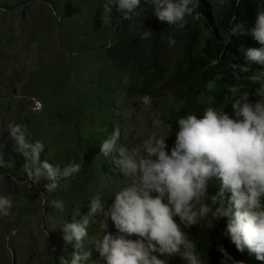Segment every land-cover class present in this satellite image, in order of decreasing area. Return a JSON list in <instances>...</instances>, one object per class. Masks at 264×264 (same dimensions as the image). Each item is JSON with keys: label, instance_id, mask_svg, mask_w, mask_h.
Masks as SVG:
<instances>
[{"label": "clouds", "instance_id": "clouds-1", "mask_svg": "<svg viewBox=\"0 0 264 264\" xmlns=\"http://www.w3.org/2000/svg\"><path fill=\"white\" fill-rule=\"evenodd\" d=\"M239 2V0H238ZM161 22L184 29L186 19L196 13L197 0H144ZM141 0H104V23L112 19V8L124 20H132L143 12ZM233 17L232 21H234ZM227 30L225 43L232 35L243 31L240 24L232 23ZM261 47L241 49L245 65L231 64L235 83L225 85L227 94L219 110L204 109L199 118L188 113L178 117L174 145L166 143L172 133V122L162 118L163 113H150L151 132L131 149L120 143L121 129L112 133L99 145V155L110 159L124 182L113 189L112 202L105 207L101 194L89 200L88 211L77 220L79 208L71 220L51 218L53 230L57 227L64 241V248L71 246L69 256L57 257L59 264H82L91 253L84 250L90 223L98 224L102 235L92 243L105 264H168V258L179 257L186 264H205L196 243L184 229L204 226L211 230L221 218H226L222 235L227 236L235 248L264 261V71L252 70L250 64L264 66V11H259L254 27L248 29ZM151 30L144 31L141 39H149ZM169 46L176 40L169 38ZM257 84L250 99L242 80ZM216 90L215 81L206 85ZM146 109H151L153 98L144 94L137 98ZM230 111L226 110L229 108ZM42 109V105H41ZM179 111V108H177ZM131 113H129V116ZM8 137L14 152L23 158L22 170L27 181L39 184L46 180L44 189L54 193L63 185L68 190L70 178L81 172L80 162L53 164L41 159L45 145L33 141L25 125L14 121L7 124ZM15 161L4 159L0 150V168L12 169ZM220 181L217 194H209L208 181ZM225 194L227 199L225 202ZM51 206L65 211L61 200H52ZM13 200L0 194V217H7ZM111 220L115 233L108 231ZM222 254V264H239L233 260L223 245L217 246ZM99 264V260L95 261Z\"/></svg>", "mask_w": 264, "mask_h": 264}, {"label": "rangeland", "instance_id": "rangeland-1", "mask_svg": "<svg viewBox=\"0 0 264 264\" xmlns=\"http://www.w3.org/2000/svg\"><path fill=\"white\" fill-rule=\"evenodd\" d=\"M66 1L0 0V150L5 159L15 161L8 176L0 172V194L13 200L10 214L0 217V264H59L57 257L67 256V248L59 228L53 230L51 218L71 220L79 208L76 219H81L89 200L97 194L106 200L107 208L113 189L124 182L99 150L85 153L69 140L74 128L82 137L96 133L101 137L99 132L109 126L112 131L120 127V143L131 149L156 130L150 113H168L183 101L166 84L181 50L174 26H167L157 49L158 64L165 71L158 81L147 83L144 79V72L151 70L145 69L150 46L141 35L153 22L150 5L141 4L143 12L126 21L113 7L112 19L104 23V0H71L79 10L64 17ZM209 1L216 17L225 0ZM189 18L203 27L200 13ZM97 19H101L99 28L95 27ZM121 31L141 51L142 67L134 59L122 65L113 60L120 52L123 55V45L118 44ZM209 34L204 28L203 37ZM170 37L176 40L171 47ZM144 94L153 98L151 109L137 100ZM9 121L25 125L33 141H42L43 155L53 164L80 162L83 157L82 170L70 178L68 190L61 185L48 193L46 180L38 185L27 181L23 158L14 152L6 131ZM177 130V124L172 126L167 150L174 145ZM52 200L63 201L65 211L55 210ZM107 230L116 231L110 219ZM87 231L84 250L91 256L82 264H96L97 260L105 264L92 243L102 235L98 224L90 223Z\"/></svg>", "mask_w": 264, "mask_h": 264}, {"label": "trees", "instance_id": "trees-1", "mask_svg": "<svg viewBox=\"0 0 264 264\" xmlns=\"http://www.w3.org/2000/svg\"><path fill=\"white\" fill-rule=\"evenodd\" d=\"M142 5L144 1L141 2ZM79 7L72 4L71 0L64 3V17H69L78 12ZM264 11V0H225L219 14L213 16L212 4L209 0H197L196 13L203 16L201 26L198 20H193L189 17L188 24L184 29H176L173 33L178 34L176 37L180 38L181 50L179 56L173 63V69L169 74L166 82L168 87L173 90V93L182 99L181 105L178 107L179 111L173 109L168 113H163L162 118L166 121L174 122L178 117L184 116L188 113L196 114L199 118L203 115L204 109L213 107L219 110L224 105V96L227 94L225 85L235 83L232 76L231 64L245 65L248 62L245 60L244 53L241 49L249 47H261V45L248 34V29L254 27L257 13ZM121 16V14H119ZM235 17L234 21H232ZM126 21V20H124ZM232 23L240 24L243 31L230 37V41L225 43L227 30ZM101 19H97L95 27L99 28ZM171 27L166 22H161L154 15L153 22L149 30L151 36L149 41V65L145 69L151 68L144 72V79L147 83L158 81L165 68L158 64L157 49L160 46L165 29ZM204 28L209 30V35L203 37ZM118 44H122L121 56L114 57L119 65L127 64L130 59L137 60L138 65L142 67L143 56L141 51L137 48L134 40L127 37L124 31H121L118 36ZM112 44L110 45V48ZM252 70L264 71V66L252 63L249 65ZM242 80L245 85V90H249L250 99L255 100L251 95V91L258 87L246 79ZM209 81H215L216 90L209 91L206 87ZM226 110L230 111L229 108ZM101 133V137L92 134L89 137H82L78 132V128H74L69 140L85 153L88 151H98L100 142L111 135L112 128L109 126ZM5 159V158H4ZM41 159H46L41 153ZM8 160V159H5ZM49 160V159H47ZM51 163V160H49ZM5 170L7 173H5ZM10 169L0 168V172L8 176ZM220 181L217 178H211L208 181L209 194H217L220 190ZM225 202L227 194H225ZM226 226V218H221L211 230L204 229V226H192L189 229H184L189 233V238L197 245V251L200 252L205 264H222V254L218 251L217 246L223 245L225 250L239 264H264V261H259L254 255H249L247 251L241 253L227 236L222 235ZM72 251L71 246H68L66 252L67 256ZM61 252V251H60ZM183 262L179 257L168 258V264H181ZM232 264V261H228Z\"/></svg>", "mask_w": 264, "mask_h": 264}]
</instances>
